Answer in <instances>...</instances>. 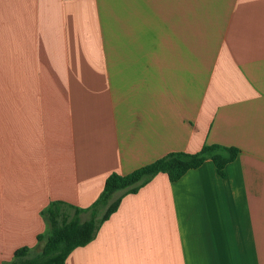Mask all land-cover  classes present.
Wrapping results in <instances>:
<instances>
[{
  "label": "crops",
  "instance_id": "crops-1",
  "mask_svg": "<svg viewBox=\"0 0 264 264\" xmlns=\"http://www.w3.org/2000/svg\"><path fill=\"white\" fill-rule=\"evenodd\" d=\"M2 85L0 264L43 250L49 200L205 144L239 149L225 175L117 191L66 264H264V0H0Z\"/></svg>",
  "mask_w": 264,
  "mask_h": 264
},
{
  "label": "trees",
  "instance_id": "trees-1",
  "mask_svg": "<svg viewBox=\"0 0 264 264\" xmlns=\"http://www.w3.org/2000/svg\"><path fill=\"white\" fill-rule=\"evenodd\" d=\"M238 152L239 149L234 146L205 144L195 153L170 152L127 174L113 172L106 178L102 192L91 206L82 208L58 201L43 209L41 214L50 225L43 250L31 256L30 248L23 246L15 251L14 260L9 264H66L72 251L91 242L100 226L118 210L122 196L115 198L117 191L136 193L159 173L177 181L207 159H212L218 172L225 175V167L237 157ZM83 213H89V218L83 220ZM43 237L39 235L38 239Z\"/></svg>",
  "mask_w": 264,
  "mask_h": 264
},
{
  "label": "rangeland",
  "instance_id": "rangeland-1",
  "mask_svg": "<svg viewBox=\"0 0 264 264\" xmlns=\"http://www.w3.org/2000/svg\"><path fill=\"white\" fill-rule=\"evenodd\" d=\"M6 99L7 98H6V93H5V87L2 85V88H0V163H5V157H6V151H5V146H6L5 144V141H6ZM58 201L73 205L65 200L55 199V200H49L47 203V206L51 205L53 202H58ZM59 206H63V205H59ZM1 264H9V263L2 262Z\"/></svg>",
  "mask_w": 264,
  "mask_h": 264
}]
</instances>
